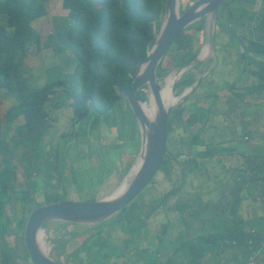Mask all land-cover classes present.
I'll use <instances>...</instances> for the list:
<instances>
[{
	"label": "trees",
	"instance_id": "obj_1",
	"mask_svg": "<svg viewBox=\"0 0 264 264\" xmlns=\"http://www.w3.org/2000/svg\"><path fill=\"white\" fill-rule=\"evenodd\" d=\"M194 1L187 0L180 12ZM49 2L0 0V90L12 98L6 110L0 112V237L4 238L11 234L8 226L13 219L16 220L14 233L22 236L27 218L23 214L18 218L9 216L10 205L17 202L27 205L29 214L37 205L65 199L58 194L53 179L67 167L71 147L78 149L79 158L88 155L92 144L88 141L80 144L89 124L93 129L100 124L114 128L119 143L111 144L110 148H119V152L111 157L120 164L123 163V150L137 153L140 146L135 116L121 92L131 86L138 61L146 57L154 42L162 23L164 0H61L60 7L65 13L51 16L53 30L46 35L42 46L62 60L70 54L66 62L72 63L73 68L68 70L65 79L55 78L34 87L30 83L31 76L23 72L22 63L31 44L40 48L41 34L33 23L49 12ZM256 3L257 9H253ZM239 28L241 32L237 31ZM219 31L241 46L240 51L237 50L241 62L239 75L227 84L221 101L232 112L239 107L238 103H245L244 98L249 104V95L255 102L264 103V0H224L217 9L215 36ZM203 37L205 18L182 29L167 55L171 61L179 55L180 62L185 64L196 57ZM199 64L190 67L175 83L177 95L194 83L193 72ZM162 71H166V67L160 62L156 76L159 77ZM250 77L253 81L247 83ZM202 79L168 111L167 152L160 167L163 175L173 183L172 187L142 204L147 206L144 211L140 209L142 205L133 200L111 218L90 226L81 242L66 254L72 262L134 264L141 255L148 264H175L181 251L186 255L187 264H204L206 256V260L209 257L216 259L226 252H230L236 264H247L250 256L257 261L264 244V138L259 133L258 137H253L257 145L252 151L238 152L231 143L253 138L248 133L236 131V125L230 119H212L217 98L210 94L191 97ZM137 96L146 100L147 87H141ZM244 117L248 118L247 115ZM16 120L20 122L14 125ZM12 126L14 135L10 137ZM19 147L24 148L22 154L17 152ZM222 161L230 168L225 184L219 188L218 200L205 194L203 201L197 192L206 190L209 176L216 178L208 175V171L217 170ZM19 164L22 165L21 173L27 178L22 182H26L29 189L17 187ZM131 164V161L121 167L113 164L110 169L119 180ZM41 165L46 166L48 175L42 182L32 180L34 174H43ZM191 179L190 190L185 194L189 196H178L179 189ZM194 181L198 182V188L193 187ZM39 186H42L43 201L30 204L33 199L29 192ZM213 189L214 186H210L208 190ZM242 191L245 192L243 195ZM242 196L246 203L244 207L240 206ZM172 197L176 200L171 208L188 212L190 217L200 220V226L192 228L188 238L181 233L184 240H178L177 248L165 260L156 257L151 262V258L146 259L143 255L149 247L141 246L147 231L145 226L164 211ZM210 202L214 204L210 207V219L194 209L196 204L198 208H207ZM241 208L247 209L245 215L240 214ZM166 223L165 234L170 236V224ZM108 224L123 229L126 236L119 244L109 240L108 234L102 235ZM76 235L77 232L73 236ZM68 241L60 239L53 245L54 259L62 264H68V259L65 262L59 260ZM131 243L134 246L129 251ZM23 246L28 258L24 243ZM15 247L11 252L3 253L5 257L1 258V264H10L16 253Z\"/></svg>",
	"mask_w": 264,
	"mask_h": 264
},
{
	"label": "rangeland",
	"instance_id": "obj_2",
	"mask_svg": "<svg viewBox=\"0 0 264 264\" xmlns=\"http://www.w3.org/2000/svg\"><path fill=\"white\" fill-rule=\"evenodd\" d=\"M49 1H50L49 9H48L49 12L44 17L36 20L33 23V27L37 29L41 34L40 48L37 49L36 44L34 43L31 44V46L28 48L29 52L27 56L24 58L22 63V70L25 74L31 76L32 79L30 80V83L34 87H40L44 85L46 82L55 78L65 79L67 78V74L70 72L68 70L73 68L71 66L72 63L66 62L70 54L69 55L66 54L64 56V60H62L59 56L54 55L52 50L48 48H44L42 46V43L46 40V35L53 30V22L51 16L55 17L59 13H65V10L61 9L60 7L61 0H49ZM179 1H180V9L184 8L187 0H179ZM257 3H259V1ZM257 3L254 5L253 9H257L258 7ZM237 31L241 32V28H239ZM189 32H192V30H189ZM216 35L217 36H215V48L217 47L216 49L217 52L212 57L201 59L199 64L200 66L193 72L196 76L195 80L198 77H201L200 79L202 78L203 79L200 85L195 87V91L191 94V97L200 98V96L203 95H207V94L212 95L213 98H217L215 99L214 102L215 106L214 109L212 110V112L214 113L212 119H228V120L230 119L232 123L236 125V131L243 134L248 133L250 136H252V138L258 137V134L260 133L263 139L264 138L263 101L255 102L253 96L249 95V97H247L249 104H246V99L244 98L245 103H238L239 107L232 112L228 110L227 104L223 103L220 99L221 96L226 94L227 84L230 82H234L239 75L241 62L240 59H238L239 56L237 54V50L240 51L241 46L239 45L238 42L236 43L231 41L229 39L228 34L224 32L219 31L217 32ZM200 37L201 36L199 35V38ZM200 40L202 41L199 42L200 44L199 52H201L202 47L206 44V38L203 37ZM173 45L174 43H172L171 46L168 48L165 56L161 61L162 66L166 67V71H162L161 75L157 78L159 87L163 85L166 76L172 74L175 71L180 70V67L184 65L180 62L179 55L175 57L174 61H171L170 57L167 55L172 49ZM187 72L188 69L185 70L182 73V75H184ZM179 78L173 84L174 93H175L174 85L179 80ZM252 79H253L252 77L247 78V83H251L253 81ZM176 95L177 94L175 93L174 97H176ZM227 95L229 94L227 93ZM181 100L182 98L180 99V101ZM11 102H12V98L11 97L8 98L7 95H4L3 90H0V112H4L6 108L11 104ZM145 102H148V99H146ZM228 107L231 108L229 103H228ZM244 115H247L248 118L244 117ZM243 119H246V121L244 120V122L241 124ZM18 122H20V120H16L14 122V125L17 124ZM3 126L4 123H2V129H4ZM13 126L9 131L10 137L14 135ZM91 127L92 126L89 124L84 129L85 134L84 135L82 134L81 136L82 142L80 144L81 146L82 144L86 143V141L92 144V147L88 152V155H86V157L79 158L80 153L78 152V149L71 147L68 150L69 161L67 163V167L61 171L62 173L57 178L53 179L55 186L59 190L58 194H61L63 197L65 196V199L86 201L88 199L100 198L102 196L111 193L112 191H114L116 186L120 184V182L123 180L124 176L126 175L125 174L121 179L118 180V178L115 177V171L110 169L111 167H113V164H116L117 167L118 166L121 167L125 165L126 162L131 161L132 162L131 166H132L135 164L138 158V152L136 153L133 150L125 149L123 150V152H121L123 163L120 164V162H118L116 158H112L113 155L115 156V154L119 152V148H115V147L110 148L111 144L114 145L119 143L114 128L112 127L107 128L105 124H100L96 129L95 128L93 129ZM77 136L78 135L75 134V137ZM242 138L245 139V137ZM245 140L246 141L243 140L235 141L234 143H231V145L237 147L238 152L248 153L252 151L253 148H255L254 145H257V143L255 141L253 142L254 138L253 139L247 138ZM201 148L203 147H196V149H201ZM23 151L24 148L22 147H19L17 149V152L19 154H22ZM104 152H106V155ZM232 162L235 164V161L232 160ZM41 166L43 168V174L42 175L34 174L32 180L37 182L38 181L42 182V180H44V176L46 177V175H48L49 172L47 173L48 169L45 168L46 166L45 167L44 165ZM218 167L219 168H217V170L208 171V175L211 174V177L216 176V178L213 179L210 178L209 176V180L206 185V190L200 189L197 192L199 193L200 198L203 201L206 200V198L204 197L207 194L211 199L217 201L219 197V188L223 184H225L226 177L229 176L227 169L230 168V165L225 164L222 161L220 164H218ZM21 171H22V165L19 164L17 170L18 172L17 187L18 188L24 187L25 189H29L30 187L27 188V183L22 182L23 179L26 180L27 178H25V176L21 173ZM191 181L192 179L190 180V182H186L179 189L177 194L178 196H189L185 194L188 190H190V185H188V183H191ZM172 184L173 183H170L169 180L163 175L162 167H160V169L157 171L154 178L152 179L151 183L148 184L139 193V195L134 199V202H137V204H140V206L142 204H146V202L149 201V199L153 200L156 196H159L164 192H166L168 189H170L172 187ZM196 186H198V182L194 181L193 187L198 188ZM210 186L212 187L214 186V189L211 191L208 190ZM244 193L245 192L242 191L241 195H243ZM29 196L31 197V199H33V201H30V204L42 202L44 198L42 186H39V189L35 188V190L34 189L30 190ZM175 200L176 197L170 198L166 203L167 206H165L166 208H164V211L156 214V216L154 218H151L145 226V229H147V231L146 234L143 235L144 239L142 240L141 246L149 247V249L146 250L143 255H146V259L151 258V262H154L156 257L165 260L168 257L167 256L168 248L176 247L178 240H180V238L182 239L181 233L183 235L185 234V238H188L187 236H190L192 233V228L196 227L197 229V226L198 225L200 226V220L197 218L190 217L188 212H183L171 208ZM212 204L210 202L207 208L205 206L203 208L201 206L200 208H198L197 207L198 204H196L194 205V209H196V212L200 214L202 217H208L210 219V215L212 214L210 207H212ZM245 204L246 203L244 201V197L242 196L240 206L242 205L244 207ZM28 209L29 207L27 208V205L17 202L15 205H10L8 207V214L9 216L14 215L17 218L22 214L24 216L25 215L28 216L27 214ZM140 209L141 211H144L147 209V206L142 205ZM246 211L247 209L243 210L241 208L240 214L245 215ZM15 222L16 220L13 219L10 225L8 226V230L11 231V236L10 237H8L9 235L7 236L8 242H7V246H5V252L6 253L11 252L13 250L12 247L18 244L19 247H21V249L19 248V251L17 252L18 253L21 252L22 254L19 261L17 259L18 255L17 258L15 259V254H13L11 258L12 260L9 263L32 264L29 260V257L27 258L23 246L24 243L23 231H22V236L20 233L19 235L15 236L16 235L14 233ZM166 222L170 224L169 226L170 236L169 235L166 236L165 234L167 230ZM88 229H91L90 226L88 225L71 224V223H68L66 225V228L62 227L58 230L54 228H52V231L50 229H47L46 232H48V236L46 237V241L51 245L48 254L54 258V252H53L54 243L60 239H67L69 241L66 245L65 253L61 257H59V260L65 262L68 259V264H75L74 262H72L70 258L66 257V254L70 253L79 244V242H81L82 235L88 233L89 231ZM75 232H77V235L73 236ZM106 234H108V236ZM102 235L107 236L109 240L113 241L116 244H119L121 240L126 236L123 229H121L118 225L111 226V224H108L103 229ZM170 237L173 239L171 240ZM159 239H161V241H159ZM133 246L134 244L131 243L129 246V251L133 250L132 249ZM263 248L264 247H262L261 250H263ZM183 254L184 253L180 252L178 258H182ZM140 257L141 255L138 256V259L134 264L147 263L145 262L144 259ZM260 259L261 258L259 256L257 261H255L254 263L258 264L260 262H263L260 261ZM77 264L80 263L78 262Z\"/></svg>",
	"mask_w": 264,
	"mask_h": 264
},
{
	"label": "water",
	"instance_id": "obj_3",
	"mask_svg": "<svg viewBox=\"0 0 264 264\" xmlns=\"http://www.w3.org/2000/svg\"><path fill=\"white\" fill-rule=\"evenodd\" d=\"M224 0H195L189 7L180 12L179 0H164L162 23L154 42L144 59L137 63L132 77L131 86L122 90V96L127 100L130 110L135 116L139 134L140 146L138 158L140 163L135 173L128 179L126 185L122 182L111 193L93 200L78 201L62 199L35 206L28 214L24 228V245L32 264H62L48 253L44 252L38 242V232L47 223L61 221L71 224L96 225L111 218L124 206L131 203L139 193L152 181L159 170L167 152V116L171 106H166L160 98V87L157 82L156 70L179 32L192 23L205 18V38L208 54L196 57L180 67L183 71L189 69L201 59L215 55V26L217 9ZM201 77L185 88L178 96L183 98L197 84ZM147 87V99L151 96L155 104V112L150 117L142 109V102L137 91Z\"/></svg>",
	"mask_w": 264,
	"mask_h": 264
},
{
	"label": "bare ground",
	"instance_id": "obj_4",
	"mask_svg": "<svg viewBox=\"0 0 264 264\" xmlns=\"http://www.w3.org/2000/svg\"><path fill=\"white\" fill-rule=\"evenodd\" d=\"M207 54H208V47L205 44L201 49L199 57L203 58ZM183 70L184 69L175 71L172 74L166 76L164 79L163 85L160 87V98H161L162 102L168 107L177 104L181 99V97L178 95H176V97H174L175 93L173 91V84L179 77H181L182 73L184 72ZM141 105H142V109L144 110V112L148 116L151 117L154 114L155 104H154L150 95H149L148 102H142ZM139 163H140V159H137L135 164L132 166V168L128 172L126 179L122 182L121 187H124L126 185L128 179L135 173L136 169L139 166ZM47 236H48V232L45 231V227L43 229L39 230L38 242H39L41 249L46 253H48V251L51 247V245L46 241Z\"/></svg>",
	"mask_w": 264,
	"mask_h": 264
},
{
	"label": "crops",
	"instance_id": "obj_5",
	"mask_svg": "<svg viewBox=\"0 0 264 264\" xmlns=\"http://www.w3.org/2000/svg\"><path fill=\"white\" fill-rule=\"evenodd\" d=\"M68 223H62L61 221L60 222H58V221H52V222H49V223H47V225L45 226V231L47 230V229H50L51 231H52V228H54V229H56V230H58V229H60V228H62V227H65L66 228V225H67ZM199 226V225H198ZM197 226V227H198ZM196 228V227H195ZM49 230V231H50ZM62 230V229H61ZM194 230V229H193ZM17 235H19V233L18 234H16L15 236H17ZM7 236L8 235H6V238H4V237H0V260H1V258H4L5 256L3 255V253L5 252V246H7L6 244H7V242H8V238H7ZM11 236V234L8 236V237H10ZM17 240V239H16ZM6 241V242H5ZM9 245H11V244H9ZM262 247H264V246H262ZM16 253H15V259L17 258V255H18V261L20 260V258H21V252H17V251H19V248L21 249V247H19V245L18 244H16ZM177 248V246L176 247H169L168 248V254H167V256H169V255H171V253L175 250ZM12 249H13V247H12ZM182 253H184V251H181ZM177 257H179V255H177ZM186 255L185 254H183L182 255V258H177V259H175V263L176 264H187L186 263ZM231 254H230V252H226L224 255H220V256H217L216 257V259H214V258H212V259H210V257H209V259L210 260H205V259H207L208 258V256H206L205 258H204V260H203V263L204 264H236L235 262H233V260L231 259ZM185 258V259H184ZM260 261H263V262H260V263H258V264H264V248H263V250H261V254H260ZM1 264V263H0Z\"/></svg>",
	"mask_w": 264,
	"mask_h": 264
},
{
	"label": "built area",
	"instance_id": "obj_6",
	"mask_svg": "<svg viewBox=\"0 0 264 264\" xmlns=\"http://www.w3.org/2000/svg\"><path fill=\"white\" fill-rule=\"evenodd\" d=\"M247 264H255V263H254L253 256H250V261H249V262H247Z\"/></svg>",
	"mask_w": 264,
	"mask_h": 264
},
{
	"label": "flooded vegetation",
	"instance_id": "obj_7",
	"mask_svg": "<svg viewBox=\"0 0 264 264\" xmlns=\"http://www.w3.org/2000/svg\"><path fill=\"white\" fill-rule=\"evenodd\" d=\"M187 94H188V93H187ZM187 94H186V95H187ZM182 99H183V98H182ZM181 101H182V100H181Z\"/></svg>",
	"mask_w": 264,
	"mask_h": 264
}]
</instances>
